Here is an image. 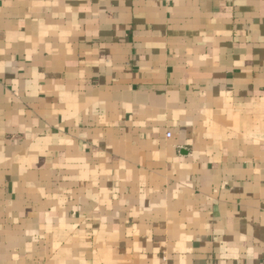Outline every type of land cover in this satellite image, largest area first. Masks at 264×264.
<instances>
[{
    "label": "crops",
    "instance_id": "0c3cea01",
    "mask_svg": "<svg viewBox=\"0 0 264 264\" xmlns=\"http://www.w3.org/2000/svg\"><path fill=\"white\" fill-rule=\"evenodd\" d=\"M0 264H264V0H0Z\"/></svg>",
    "mask_w": 264,
    "mask_h": 264
},
{
    "label": "built area",
    "instance_id": "2783aa9c",
    "mask_svg": "<svg viewBox=\"0 0 264 264\" xmlns=\"http://www.w3.org/2000/svg\"><path fill=\"white\" fill-rule=\"evenodd\" d=\"M170 136V134H168Z\"/></svg>",
    "mask_w": 264,
    "mask_h": 264
}]
</instances>
